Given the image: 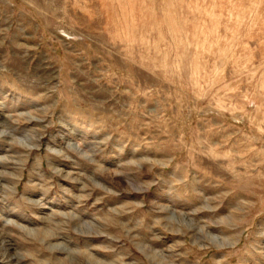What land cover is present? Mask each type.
I'll return each mask as SVG.
<instances>
[{
    "label": "rangeland",
    "instance_id": "1",
    "mask_svg": "<svg viewBox=\"0 0 264 264\" xmlns=\"http://www.w3.org/2000/svg\"><path fill=\"white\" fill-rule=\"evenodd\" d=\"M0 264H264V0H0Z\"/></svg>",
    "mask_w": 264,
    "mask_h": 264
}]
</instances>
